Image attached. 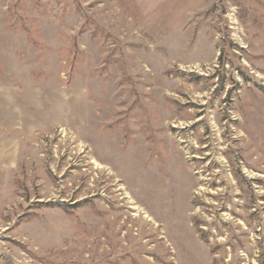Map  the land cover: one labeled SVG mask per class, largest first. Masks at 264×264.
Instances as JSON below:
<instances>
[{
	"label": "rangeland",
	"instance_id": "374dc122",
	"mask_svg": "<svg viewBox=\"0 0 264 264\" xmlns=\"http://www.w3.org/2000/svg\"><path fill=\"white\" fill-rule=\"evenodd\" d=\"M0 264H264V0H0Z\"/></svg>",
	"mask_w": 264,
	"mask_h": 264
},
{
	"label": "bare ground",
	"instance_id": "6f19581e",
	"mask_svg": "<svg viewBox=\"0 0 264 264\" xmlns=\"http://www.w3.org/2000/svg\"><path fill=\"white\" fill-rule=\"evenodd\" d=\"M140 211V210H139Z\"/></svg>",
	"mask_w": 264,
	"mask_h": 264
}]
</instances>
